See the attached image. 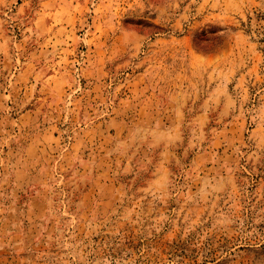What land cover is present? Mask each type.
I'll return each instance as SVG.
<instances>
[{"label":"rangeland","instance_id":"1","mask_svg":"<svg viewBox=\"0 0 264 264\" xmlns=\"http://www.w3.org/2000/svg\"><path fill=\"white\" fill-rule=\"evenodd\" d=\"M0 264H264V0H0Z\"/></svg>","mask_w":264,"mask_h":264}]
</instances>
